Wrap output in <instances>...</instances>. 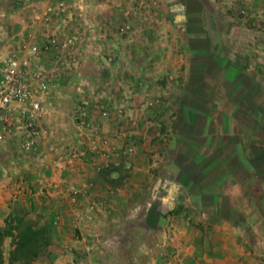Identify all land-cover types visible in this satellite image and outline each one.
<instances>
[{"label": "rangeland", "instance_id": "374dc122", "mask_svg": "<svg viewBox=\"0 0 264 264\" xmlns=\"http://www.w3.org/2000/svg\"><path fill=\"white\" fill-rule=\"evenodd\" d=\"M201 19L253 77L246 97L264 90V0H0V81L10 60L28 61L25 100L0 128V228H43L31 264H264L260 230L237 234L236 247L201 226L209 247L185 252L178 220L199 228L189 205L146 227L162 203L158 181L179 176L170 157L198 44L186 32ZM135 236L154 245L134 250ZM11 241L3 264H22L9 261Z\"/></svg>", "mask_w": 264, "mask_h": 264}, {"label": "crops", "instance_id": "0c3cea01", "mask_svg": "<svg viewBox=\"0 0 264 264\" xmlns=\"http://www.w3.org/2000/svg\"><path fill=\"white\" fill-rule=\"evenodd\" d=\"M216 32H219L218 29ZM241 88L236 91L231 89L228 93L242 97L245 104L235 103L226 97L220 100V104L202 110L208 115L201 119L199 117V120L194 117L191 121L192 127L194 124L196 126L198 137L194 151H190L189 146L182 145L178 139L186 131L185 127L184 131L179 127L182 122L176 127L178 134L170 161L179 176L168 185L167 182L158 181L162 203L159 208L149 209L148 214H152L156 222L151 224L148 217L146 227L150 230L147 233L157 230L169 211H174L178 205H189L198 218V221L191 223L199 228L190 226L188 220L184 223L182 219L178 220L176 226H182L183 230L179 238L189 244L185 252L200 250L196 246L197 242L203 243L204 250L209 247L201 226L212 227V231L219 234V237L214 238L216 240L217 237V242L231 246L235 244L236 247L237 234L252 235L255 230H260L264 235V90L256 89L252 98H247L251 90L247 77ZM169 176L173 177L172 174ZM149 223L151 225L148 227ZM191 231H195V234L189 233ZM259 239L262 240V237ZM119 240L125 242L127 238L122 236ZM134 240L136 244L133 249L139 248L142 253L155 242L149 236L144 237V240L135 236ZM138 254L134 262L142 258ZM216 259H219L220 264L230 262V256H216Z\"/></svg>", "mask_w": 264, "mask_h": 264}, {"label": "trees", "instance_id": "16d2710c", "mask_svg": "<svg viewBox=\"0 0 264 264\" xmlns=\"http://www.w3.org/2000/svg\"><path fill=\"white\" fill-rule=\"evenodd\" d=\"M168 18L172 23H175L172 16ZM197 28H199L197 33L190 34L189 30L186 32L188 39L196 41L198 47L195 44L194 46L189 44L193 58L180 111L182 124L179 125L183 131L185 127L186 131L185 133L181 132L183 133L181 137L178 136L181 144L188 145L190 151L195 150V142L198 140L196 126L194 124L192 127L193 123L191 122L194 117H198L199 120V117L201 119L202 116L208 115L202 110L208 106L220 104V100L226 97L235 103L242 102L245 104L242 97H235L228 92L231 89L240 90L246 77L253 79L251 75L245 73L244 69L232 63L221 45L214 46L212 40L204 33L209 29L207 25H204L202 19L200 22L198 21ZM1 42L0 40V44ZM182 209L183 206L178 205L174 211H169L166 215L179 213ZM50 224L46 225L48 231L52 227ZM41 229L43 228L30 221L22 225L21 221H16L14 224L11 220L7 222L6 219L5 226L0 228V264H3L1 246L6 237L12 240V248L9 252L10 263L20 261L22 264H31L32 261L36 260L39 256L36 237L41 234Z\"/></svg>", "mask_w": 264, "mask_h": 264}, {"label": "built area", "instance_id": "2783aa9c", "mask_svg": "<svg viewBox=\"0 0 264 264\" xmlns=\"http://www.w3.org/2000/svg\"><path fill=\"white\" fill-rule=\"evenodd\" d=\"M28 64L27 57L22 62L10 60L0 81V128L10 127L14 124L13 103L16 100H25L21 93V66ZM37 107V106H36Z\"/></svg>", "mask_w": 264, "mask_h": 264}]
</instances>
